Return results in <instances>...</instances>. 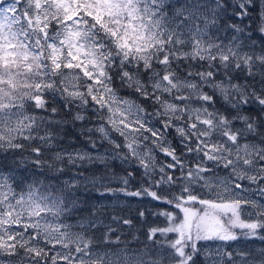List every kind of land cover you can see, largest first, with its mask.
<instances>
[{
  "label": "snow or ice",
  "instance_id": "obj_1",
  "mask_svg": "<svg viewBox=\"0 0 264 264\" xmlns=\"http://www.w3.org/2000/svg\"><path fill=\"white\" fill-rule=\"evenodd\" d=\"M0 264H264V0H0Z\"/></svg>",
  "mask_w": 264,
  "mask_h": 264
},
{
  "label": "trees",
  "instance_id": "obj_2",
  "mask_svg": "<svg viewBox=\"0 0 264 264\" xmlns=\"http://www.w3.org/2000/svg\"><path fill=\"white\" fill-rule=\"evenodd\" d=\"M164 207V205L151 201L150 199H144L141 201L137 198H128L125 211L122 214L133 220L134 227L131 230L125 227L124 231L127 239L131 240L133 235H135L143 240L144 233L148 228L164 227L166 225L165 218L153 214L161 211ZM141 210L145 211V216L143 218L139 216V211Z\"/></svg>",
  "mask_w": 264,
  "mask_h": 264
}]
</instances>
